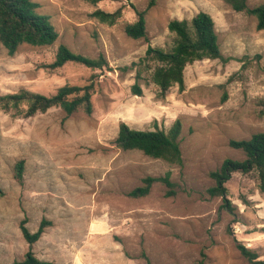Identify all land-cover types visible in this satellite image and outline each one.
<instances>
[{
    "label": "rangeland",
    "instance_id": "obj_1",
    "mask_svg": "<svg viewBox=\"0 0 264 264\" xmlns=\"http://www.w3.org/2000/svg\"><path fill=\"white\" fill-rule=\"evenodd\" d=\"M35 1L59 38L48 47L24 45L13 56L0 43V97L21 90L49 97L65 85L94 82V112L64 122L59 108L23 118L0 107V264L21 260L28 251L20 230L26 218L31 232L44 218L53 222L34 246L38 258L53 264H249L238 243L264 260V194L255 175L236 173L226 184L232 212L223 208V198L208 194L216 185L211 172L227 159H246L230 141L264 133V32L256 18L223 0ZM152 1L148 39L129 38L125 26ZM260 3L250 0L249 6ZM98 9H121L123 17L107 26L92 16ZM199 12L213 17L228 61L188 65L185 91L176 85L164 99L144 73L143 96L133 95L143 69L134 65L150 46L165 47L170 21ZM60 45L90 58L103 55L109 67L70 63L49 70ZM177 119L183 124L182 164L114 144L122 122L135 130L168 131ZM20 160L26 162L23 185L14 178ZM167 172L175 195L166 196L167 187L156 183L145 198L128 196L144 178Z\"/></svg>",
    "mask_w": 264,
    "mask_h": 264
},
{
    "label": "trees",
    "instance_id": "obj_2",
    "mask_svg": "<svg viewBox=\"0 0 264 264\" xmlns=\"http://www.w3.org/2000/svg\"><path fill=\"white\" fill-rule=\"evenodd\" d=\"M98 4L103 0H85ZM225 4L238 13H245L257 20V30L264 32V3L255 7L249 6L250 0H223ZM154 6L153 1L144 11H136L137 20L125 26L126 35L134 40L148 39L147 15ZM39 4L35 0H0V43L13 56L24 45L32 47H48L56 43L59 33L52 23L51 17L39 11ZM99 22L107 26H115L123 17L121 9L110 13L98 9L93 15ZM169 37L164 48L150 46L146 55L134 66H143L138 71L136 83L132 87L135 96L142 97L143 91L140 81L145 80L144 73L149 75V80L158 86L159 97L164 99L170 90L178 85L179 91H185L184 72L188 65L205 60H222L227 62L221 52L219 35L213 17L207 12H199L192 19L172 20L168 25ZM82 65L93 70H104L109 67L105 56L90 58L73 52L68 46L60 45L55 60L47 68L52 71L63 68L67 64ZM145 70V71H144ZM235 80V75L229 82ZM149 83V81H147ZM95 83L86 86L65 85L58 89L53 96H45L28 90L8 94L0 97V107L13 116L31 118L38 113H46L52 108H59L65 114L64 122L78 112L92 115L94 112L92 98L95 94ZM23 105L26 108H23ZM183 124L177 119L172 127L165 131L157 127L154 131L132 129L122 122L114 144L123 151H140L144 155L163 160L171 165L182 164L183 155L180 146ZM233 149L245 153V160L227 159L217 171L211 172L210 177L216 185L208 189L211 197H221L224 200L223 208L234 211L227 199L228 189L226 184L234 174L255 175L258 188L264 194V133L253 135L248 140H231ZM26 162H17L14 178L24 184ZM161 183L167 187L166 196L175 195V183L172 181L171 172L162 177L148 176L143 179V185L128 193L133 199L145 198L150 195L152 187ZM5 196V191L0 187V199ZM28 219L20 223L22 235L29 245V249L21 260L12 264H53L50 261L38 258L34 246L45 234L46 229L53 226V222L44 218L38 230L31 232L27 227ZM242 256L249 264H264L257 253L245 245H237Z\"/></svg>",
    "mask_w": 264,
    "mask_h": 264
}]
</instances>
